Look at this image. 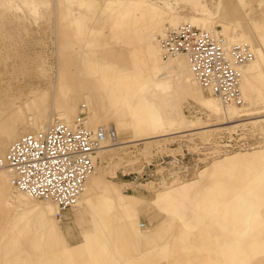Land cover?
Returning a JSON list of instances; mask_svg holds the SVG:
<instances>
[{
	"label": "rangeland",
	"instance_id": "1",
	"mask_svg": "<svg viewBox=\"0 0 264 264\" xmlns=\"http://www.w3.org/2000/svg\"><path fill=\"white\" fill-rule=\"evenodd\" d=\"M142 1H148L155 6L158 11L153 12L163 14L164 19L158 23L159 28L155 30V33L159 35L160 64L171 61V59L163 60L162 58V32L167 27H176L184 23L219 33L231 44H234L232 42L235 44L249 42L256 54L255 62L247 67L253 69L250 81L253 86L252 91H254L250 92V98H248L243 90L245 104L242 107L244 110L222 108L219 102L208 95L209 93L207 94L196 81L198 87L204 92V96L220 107L221 114H216L207 107L192 101L187 102L179 96L178 91L184 83V78L182 72L171 67L177 64L176 61L183 59L184 56H180V60L172 62L173 64L167 69L168 80L164 89L151 91V94L146 95L148 97L146 101L153 105L168 123L178 120V123L174 125L166 123L163 128L155 132V135L163 132L172 134L180 127H183L182 131H192L186 133L187 135L178 134L176 138L168 137L162 141H153L148 145L141 144L142 142L128 143L145 137H137L132 132H124L119 135L121 143H124L122 148L115 150L109 147L104 152L103 159L98 157L96 160L97 167L102 169L98 177L103 183L117 187L124 196H134L140 199L141 210L137 215V220L139 231L144 234L155 226L153 224L157 221V216L167 215L172 219L181 217L173 211L169 212L166 205H155L158 194L145 187L147 183L153 182L150 186L154 185L156 189L168 192L174 188L161 186L162 183L172 182L171 185H174L176 179L182 183L196 181L203 170L215 161H222L238 154L243 156L264 155V58L260 57L264 56V42L260 37L264 35V6H254L248 13L239 0H224L219 17L210 18L208 13L201 12L200 4L189 0H0V156L6 151L9 143L20 136L16 135V132L40 130L50 122L52 113H60L65 97L59 90L60 86L55 90L54 84L60 60L59 46L67 37L64 34L69 36L68 41L73 47L82 46L81 51L88 55L90 60L100 62V65L104 63L102 61L111 47L115 48L114 52L123 49L122 52L119 51L120 59L130 61L132 59L125 52L127 50L123 46L124 43H128L130 47L134 46L137 48L136 51H142L145 38L150 32L147 26L137 24L138 20L140 21L138 9ZM200 2L204 4L205 11L213 13L216 11L219 0H200ZM251 17L260 24H250L249 18ZM190 19L198 21L193 24L188 21ZM71 20L73 22L68 24ZM240 23L247 25L249 29L252 28L244 33L248 37L237 31ZM72 49L65 50V52H73ZM175 58L176 56L172 59ZM140 64L139 71L143 68L142 63ZM148 69L149 73L140 78L138 86L154 78L153 67L149 65ZM69 71L73 75L76 74L72 64L69 66ZM74 80H76L75 77L71 79L73 82ZM91 81L93 82L92 78H90ZM60 84L63 85L65 82H60ZM92 94V91L87 90L79 100L74 124L81 113L82 106H87V116H90L93 104L89 98ZM224 110L234 112L233 115L231 114L230 121H238V124L227 125L229 120L224 115ZM113 115L115 116V113ZM242 120L245 121L240 122ZM181 121L183 124H180ZM109 123L112 124L113 119H110ZM9 131L15 132L11 140L5 136ZM261 176H264V158L252 168H243L239 174L240 180L229 172L221 181L225 183V181L231 180L232 182V179H236L235 182L239 181L238 183L245 187L251 185L253 187L256 179ZM235 182L233 181L231 186ZM134 184L142 186L135 188ZM254 188V193L264 195V182ZM245 190L246 188L240 187L231 196ZM204 192L205 189L196 192L203 198L196 203L201 212L195 214L192 220L195 230L186 231L185 241L187 242H192L195 234L198 235L204 230H206L205 236H216L214 227L225 222V217L219 213V210L228 196L221 197L226 198L225 201L219 198L217 204L213 205L205 199H213L214 194ZM17 193H19L17 190L13 192L15 195ZM26 197L29 199L26 204L30 206L48 205V202L30 196ZM104 202H108V197L104 198ZM180 203L183 202L177 201V206ZM79 207L83 206L78 204L76 208L64 212L61 220L53 210L55 223H58L56 226L63 232L64 244L68 248H73L85 243L88 236L93 234L97 228L98 231L105 233L103 237L108 244L112 245L102 225L92 217L91 213L82 214V209ZM258 211L261 217L246 220L252 227L246 237L258 236V232L264 234V201ZM115 214V210H109L106 215L100 214V216L102 215L103 220L104 217ZM118 214L117 219L119 220L120 212ZM9 215L12 217V224L18 222L25 225L22 205H12ZM180 227L176 225L169 236L162 238L165 248H174L175 251L171 256L172 261L175 262L188 256L184 253L186 251L179 249L181 238H178L177 231L179 232ZM259 227L261 230H258ZM233 241L237 244L247 239L235 238ZM135 245L139 246L140 243ZM245 246L246 249L242 246L239 248L235 246L237 249L235 251L249 249L251 252V247ZM241 251H239L240 254ZM220 252L219 249L218 254ZM249 258V264H258L259 260L264 259V253L263 251L250 253ZM121 262L124 264L125 259L117 257V264ZM153 264H166V262L164 259L156 258ZM234 264L241 263L234 260Z\"/></svg>",
	"mask_w": 264,
	"mask_h": 264
},
{
	"label": "bare ground",
	"instance_id": "2",
	"mask_svg": "<svg viewBox=\"0 0 264 264\" xmlns=\"http://www.w3.org/2000/svg\"><path fill=\"white\" fill-rule=\"evenodd\" d=\"M139 5L140 7L138 11L140 14V21L138 20L137 24L142 26L143 25L147 26V28L150 29V32L149 35L145 38V44L144 46H142V51L139 50L136 51L137 48H135L134 46L130 47L128 43H124L123 46L127 50L125 52H127L132 59L130 61L127 60L125 61L122 58H121L122 60L120 59L121 56L119 57V51L122 52L123 49L120 50L118 49L119 51L114 52L115 48L111 47L110 51L109 50L107 51L106 57H104L102 61L104 63L100 65V62L97 63V61L95 60L94 61L90 60L88 55H86L85 53H83V51H81L82 46L79 48L73 47L71 43L68 41L69 36L67 34H64V36L67 37L66 39L62 40L59 46L60 60L58 63V75L56 77L57 79L54 84L55 90L60 86L59 90L63 93V96L65 97L61 104L60 113L57 114L56 112H54L55 114L52 113L50 116V122L45 126H43V128L40 130H36V131L32 130L30 132L20 131L19 133L16 132V135L18 134L20 136L17 137L12 142H10L6 151L0 156V159L4 158L10 146L14 142H16L20 137L26 134L44 131L49 127L53 126L56 122L62 121V123H65L70 127H73L74 126L73 120L77 115L76 108L79 100L82 98L85 91L87 90L92 91L93 94L89 98V100L93 104V108H92V112L90 113V116L89 117L86 116L87 128L93 132H97L100 129L113 128L117 134V139L112 141L107 140L103 148L98 151L95 158V171L87 179L83 192L78 200V203L73 208H76L78 204L79 206L80 205L83 206L85 209L88 210L89 213L92 214V217L95 218V220H97L102 225L105 232L107 234L110 233L112 237L119 235L126 236L129 234H131L132 236H136V238H134L136 239L134 240L135 244L138 242L142 244L144 240V236L146 234V233L141 234V232L139 231V221L137 220V215L139 214V211L136 206L137 201H135V199L132 196L126 197L122 195L117 187L113 185L109 186L103 183L101 179H99L98 177V174L102 172V169L97 167L96 160L98 159V157H100L102 160L104 152L108 150L109 147L114 148L115 150H119L120 148H122L124 143L123 144L121 143V139L119 135L124 132L126 133L132 132L137 137H141V136L145 137L128 143L138 144L142 142L141 144L148 145L153 141H162L167 139L168 137L176 138L177 137L176 135L178 134L183 136V135H187L186 133L192 131V130L182 131L183 127H180L176 129L177 132L172 134L163 132L161 134L155 135V132L163 128V126L168 122L160 113H158L155 110L153 105H150L146 101L147 100L146 98H148L146 95L151 94V91L152 92L153 90L156 91L159 88L161 90L164 89V85L168 80L167 69L173 64L172 62H174L175 60H180L181 58L180 56H184L183 59L181 61H176L177 64L171 67L173 69H177L180 72H182V76L184 78V83L181 85L180 91H178L180 93L179 96H181L183 100L187 102L192 101L195 104L205 106L211 111L215 112L216 114H221L222 112L220 107L217 104L210 101L209 99H207L204 96V92L198 87L199 83L197 84L198 81L195 79L191 71L189 60L186 55L179 54L176 56L174 60L172 58L165 59L163 57V51H162L163 60L171 59V61L163 64L159 63L161 51L158 44L159 35L155 33V30L159 28L158 23L163 21L164 19L163 14H161L160 12H153L154 10L156 11L157 9L148 1H142L140 2ZM188 21L194 24L198 20L190 19ZM72 22L73 21L71 20L68 24ZM169 28H173V27L165 28L164 31L162 32L161 38L163 37L165 31ZM65 32L67 33V31ZM209 33L225 41L226 46L228 48H231L232 46L238 44L249 45L251 47V51L253 52L255 59L256 54L254 48L252 44H250L249 42H245V43L242 42L236 44L235 42H232L234 44H231L224 36L220 35L219 33L216 32H209ZM68 49H72L74 51L69 53L65 52V50ZM254 59L246 66L241 68V74H242L241 87H242V93L244 90L245 95H247L246 93L247 84L252 83L250 80H248L249 74L251 72L250 69H248L247 67L251 66L255 62ZM140 63H142L143 68L140 69L139 71V65H141ZM71 64L75 67V72H76L75 75L71 74V72L69 71V66ZM149 65L153 67L152 72L154 74V78L138 86V82L140 78L145 77L149 73V69L147 70ZM73 77L76 78V80H74L75 83L71 81ZM90 78L93 79V82L92 81L90 82ZM60 82H65V84L61 85ZM252 87L253 86H250V91H252ZM202 89L208 94V92L203 87ZM210 96L215 98L219 102L220 106H222V108L224 107V109L237 108L239 110H244L242 107L245 104L244 94H243L244 104L241 106L225 105L216 97L212 95ZM84 107L86 108L85 112L87 115V106ZM113 113H115V116L114 115L112 116ZM231 114L233 115L234 112H227L224 110V115L229 120V123H227V125L228 124L235 125L236 123L238 124V121H230ZM110 119H113L112 124L109 123ZM244 121L245 120H242L240 122H244ZM176 123H178V120L168 124L174 125ZM180 124H183V121H181ZM13 135H15V132L9 131L5 136L7 137V139L11 140V137ZM263 156L264 155L243 156L238 154L234 157L226 158L222 161H215L211 166L203 170V172L200 174L199 179L196 181L188 182V183H185L184 181L182 183V181L179 182L176 179L175 180L176 184L174 185H171L172 182L168 183L163 181L165 183H162L161 186L167 188L178 187L176 188L177 190H185V189L187 190V188H191L197 185L203 190L205 189L204 193L206 194L210 193L211 195V193L213 194L212 191L215 188L224 187V185H226L227 181H225V183L221 181L225 177L224 174L225 172L231 170L241 171L243 170V168L244 169L250 167L252 168L254 164L260 163V161H262V159L264 158ZM217 172H221L222 174H217ZM0 181H6L13 186L12 174L5 167H0ZM152 183L153 182L147 183L145 187L154 190V192L158 194V198H162L164 196L177 198L178 191L173 192L174 194L171 192L172 190L168 192H163V190L156 189L154 185L150 186V184ZM140 186L142 185L134 184L133 187L136 188ZM13 188L17 190V192H19L18 194L20 195L21 199H24L26 201L29 200L26 196H30V195L18 190L14 186ZM196 192H198V190H196ZM199 195L200 194L196 193V196ZM106 197H108V202H104V198ZM42 201L48 202L47 203L48 205L43 206L44 208H46V212H48V214L49 213L52 214L54 218L55 213H53V210H55L57 216L59 215V208L54 202L47 200H42ZM126 205H128L126 217H124L120 221L116 220L117 209L121 206H126ZM109 210H115L116 214L104 217L102 220L101 216L106 215V212ZM62 214L63 213H61V216H58L59 220L62 219ZM100 214L102 215L100 216ZM122 241H124V239H122ZM61 242H62V231L59 230L58 228L59 247L61 246ZM129 242H127L128 245Z\"/></svg>",
	"mask_w": 264,
	"mask_h": 264
},
{
	"label": "crops",
	"instance_id": "3",
	"mask_svg": "<svg viewBox=\"0 0 264 264\" xmlns=\"http://www.w3.org/2000/svg\"><path fill=\"white\" fill-rule=\"evenodd\" d=\"M189 1L200 4L201 12L208 13L210 18H218L224 5V0H219L216 11L210 13L205 11V6L200 0ZM239 1L248 13L254 6H264V0ZM249 23L260 24L253 17L249 18ZM251 29L247 25L240 23L237 31L239 34L248 37L244 33ZM260 37L264 42V35ZM260 57L264 58V56ZM252 71L253 69L250 68L251 73ZM251 73L248 80L252 78ZM250 86L251 83L247 84L246 93L248 98H250ZM227 172H232V175H235L237 180L241 179L239 177V174H241L240 170ZM227 172L224 173L225 176L228 174ZM217 174L222 173L217 172ZM233 181L235 182L236 179H232ZM232 182L229 180L224 187L215 188L212 191L214 194L213 199H205L206 202L215 205L220 200L219 198L228 196L227 200L226 198H221V200H226V202H222L224 205L219 210V213L225 217V222L214 227V235L216 236L207 237L204 235L206 231L204 230L198 235L195 234L192 242L185 241L186 231L195 230L194 222L192 221L195 218V214L201 212L200 207L196 203L203 198L196 196V190L203 189L195 185L187 188V190L174 188L175 190L171 192L178 191L177 198L164 196L154 202L158 206L166 205L169 212L173 211L181 217L172 219L167 215L157 216V224L156 222V225L153 224V226L155 225L152 227L153 230L147 231L148 233L145 232L143 245H133L135 244L134 240L136 239L134 238L136 236L131 234L112 237L110 233L107 236L113 244H108L103 237L105 233L95 228L94 233L88 236L85 243L68 248L64 244L63 232L61 246L59 247L57 222L55 223V217L53 218L52 214L46 212V208L26 204L27 201L21 199L18 193L17 195L13 194L15 189L12 185L6 181H0V264H117V257L124 258V264H126V260L127 264H153L156 258L164 259L166 264H234V260L241 264H249L250 253L254 254L262 251L264 253V234H261L262 232H258V236L249 235L246 237L252 228L248 224L249 222L246 221L247 218H252L253 220L255 217L262 216L258 208L264 201V195L254 193V187L264 182V178L263 176L261 178L258 177L253 187H251L252 185L245 187V185L238 183L239 181L231 186ZM240 187L246 188V190L231 196ZM132 197L137 201L136 206L140 212V199ZM179 200L183 203L177 206L176 202ZM12 205L23 206L25 225H21L18 222L11 223L12 217L9 215V211ZM79 208L82 209V214H89L84 207ZM127 209L128 205L119 207L116 220H118L119 212L120 219L118 221L126 217ZM176 225L181 226L179 232L177 231L178 238H181L179 240L181 241L179 249L186 251L184 253L188 254L179 262L172 261L171 255L175 251L174 248H165V243L162 241V238L172 233ZM258 230H261V228L259 227ZM254 231L256 230L254 229ZM235 238H243L247 239V241L235 244L233 241ZM127 242H129V245ZM245 245L248 248L249 246L251 247V252L249 249L244 251L239 249L236 252V248L241 246L246 249ZM235 246L237 247L235 248ZM219 249L221 252L218 254ZM239 251H241V254ZM258 264H264V259L259 260Z\"/></svg>",
	"mask_w": 264,
	"mask_h": 264
},
{
	"label": "built area",
	"instance_id": "4",
	"mask_svg": "<svg viewBox=\"0 0 264 264\" xmlns=\"http://www.w3.org/2000/svg\"><path fill=\"white\" fill-rule=\"evenodd\" d=\"M165 59L186 55L198 83L225 105L244 104L241 68L254 59L251 47L228 48L215 35L182 24L169 28L161 38ZM83 106L73 127L62 122L14 142L0 167L12 174V184L33 198L54 202L59 215L73 208L85 183L95 171V158L107 140L117 139L113 128L97 132L86 126Z\"/></svg>",
	"mask_w": 264,
	"mask_h": 264
}]
</instances>
